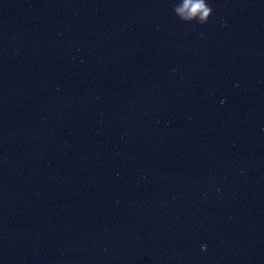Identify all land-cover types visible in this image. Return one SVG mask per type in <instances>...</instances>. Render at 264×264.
Returning <instances> with one entry per match:
<instances>
[{
	"label": "water",
	"instance_id": "1",
	"mask_svg": "<svg viewBox=\"0 0 264 264\" xmlns=\"http://www.w3.org/2000/svg\"><path fill=\"white\" fill-rule=\"evenodd\" d=\"M207 2L0 0V264H264V0Z\"/></svg>",
	"mask_w": 264,
	"mask_h": 264
},
{
	"label": "clouds",
	"instance_id": "2",
	"mask_svg": "<svg viewBox=\"0 0 264 264\" xmlns=\"http://www.w3.org/2000/svg\"><path fill=\"white\" fill-rule=\"evenodd\" d=\"M213 11L207 0H180L173 7V12L180 20L186 23L196 21L201 25L208 22Z\"/></svg>",
	"mask_w": 264,
	"mask_h": 264
}]
</instances>
